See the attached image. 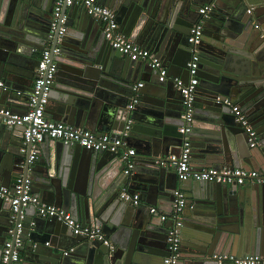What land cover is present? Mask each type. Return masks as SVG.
<instances>
[{"label":"water","instance_id":"obj_1","mask_svg":"<svg viewBox=\"0 0 264 264\" xmlns=\"http://www.w3.org/2000/svg\"><path fill=\"white\" fill-rule=\"evenodd\" d=\"M54 1L0 0V108L14 104L10 91L28 102L38 65L35 51L58 48L51 59L57 67L48 98L52 118L96 135L119 134L131 120L122 150L131 141L136 149L134 168L125 176L119 153L90 151L51 139H47V155L28 164L25 128L0 121L4 185L11 187L19 174L28 176L40 204L69 212L81 227L99 229L116 245L110 252L99 242L74 235L56 219H33L27 208L37 210L35 205L21 207L13 217L10 203L0 199V257L3 244L19 237L24 240L22 251L32 253V264H164L171 223L162 222L158 213L147 215L143 205L123 203L117 195L131 180V189L149 193L155 204L172 205L176 168L162 164L181 153L182 95L170 74L159 82L158 72L148 62L131 61L113 49L104 39L102 23L81 6L70 7L63 36L55 33L50 38ZM98 1L115 13L118 31L126 40L156 55L185 83L189 32L199 8L211 6L199 43L190 161L202 168L264 171V0ZM257 10L263 12L259 19ZM138 81L144 82L138 90L140 100L128 111ZM224 99L248 117L259 137L254 148L248 146L247 134L222 103ZM181 184L194 189L182 213L176 264H218L211 260L214 254L264 255V186L193 180ZM74 244L76 250L62 256Z\"/></svg>","mask_w":264,"mask_h":264},{"label":"built area","instance_id":"obj_2","mask_svg":"<svg viewBox=\"0 0 264 264\" xmlns=\"http://www.w3.org/2000/svg\"><path fill=\"white\" fill-rule=\"evenodd\" d=\"M73 5L81 6L88 16L102 23L104 39L113 49L127 56L131 61L143 60L148 62L149 66L158 72L159 82L165 81L167 70L161 60L149 50L126 40L119 34L115 13L108 7L101 5L98 0H55L49 27L50 38L55 33L58 34V37L63 36L66 31L67 17L62 15V9L64 6L71 7ZM210 11V5L201 6L198 10V21L189 32L190 57L187 63L189 73L188 82L185 83L178 78L173 80L175 88L182 95L183 111L180 117L182 125L178 129L179 134L182 136L181 153L178 158L174 155L170 156L168 162L162 165L164 167H175L179 182L193 180L195 182L235 186H244L247 184L264 186V172L229 167L193 170L190 166L191 141L189 134L191 132L194 110L195 87L198 84L199 43L203 24L208 20ZM250 12V9L247 10V13ZM38 53L39 59L35 69V79L32 85V91L28 94V110L24 113H16L10 109L0 108V121L3 124L7 126H23L25 128L23 144H28L30 147L27 163H34L38 158L37 146L45 139H51L63 145H78L90 151L117 152L124 166L123 173L130 175L134 168L132 157L135 154V150L131 148L122 150V148L126 145V139L128 138L132 121H127L123 131L119 134L96 135L88 130L69 127L62 122L52 121L46 118L45 107L48 103L51 86L57 71L56 64L51 59L52 54L59 53V49L54 48L50 51L49 48H46L40 50ZM142 86V83H137L133 86L132 96L127 105L128 111H131L139 102L140 96L138 90ZM0 87H3L2 82H0ZM17 94L20 95L21 93L17 92ZM222 103L230 108V113L235 117V121L247 134L248 146L250 148L257 146L259 144L258 134L241 108L236 104H231L228 99H224ZM119 198L122 202L134 207L141 205L139 194L128 191L125 188L119 193ZM0 199L10 203V212L13 217L21 207L26 208L29 205H35L38 206V217L43 219H56L70 227L74 235L83 236L90 241L99 242L106 246L110 252L115 250V246L99 229L81 227L69 212L51 205L40 204L38 199L32 194L31 180L28 176H24V174H19L11 187L5 186L0 177ZM186 204L184 194L180 190H175L173 192L170 214H159L162 222L169 221L171 223L167 231L166 245L168 255L164 259V264H176L179 258L182 213ZM149 213L156 214L157 210L151 207L149 208ZM19 231L20 225H18ZM22 245L23 240L19 237H16L13 241L7 240L2 247L0 264L19 262ZM73 251L72 248L63 251L62 256L66 257ZM211 260L216 261L218 264H264V255L237 256L232 254H214L211 256Z\"/></svg>","mask_w":264,"mask_h":264},{"label":"crops","instance_id":"obj_3","mask_svg":"<svg viewBox=\"0 0 264 264\" xmlns=\"http://www.w3.org/2000/svg\"><path fill=\"white\" fill-rule=\"evenodd\" d=\"M99 2V1H98ZM100 3V2H99ZM54 4V3H53ZM101 5H103L102 3H100ZM103 6H105V5H103ZM105 7H107V6H105ZM109 8V7H108ZM72 8H70V7H67V9H66V14H65V16L67 17L68 15L70 16V14H71V10ZM110 9V8H109ZM249 9V8H248ZM52 10H53V5H52ZM250 10H252V9H250ZM253 12L254 11H251L250 12V14L251 15H253ZM261 15H263V12L261 11V10H257V12L255 13V16H256V18H260V16ZM115 19H116V15H115ZM198 21V20H197ZM116 22H117V19H116ZM197 23V22H196ZM117 25H118V23H117ZM117 31H118V28H117ZM118 33L119 34H121L119 31H118ZM122 35V34H121ZM145 49V48H144ZM39 51H35V57L37 58V59H39V53H38ZM163 66H164V64H163ZM165 67V66H164ZM166 68V67H165ZM166 70H167V73L168 74H170L169 76L171 77V79L172 80H174V79H180L179 77H178V74L179 73H172L171 71H168V69L166 68ZM1 82V81H0ZM34 82V81H33ZM33 82H32V85H33ZM137 83H142V84H144V82L143 81H138ZM143 87V86H142ZM142 89V88H141ZM19 92H22V90L20 91V90H18ZM51 95H52V92H51ZM9 97H10V99H12L13 100V105H12V107H11V105L9 106V107H7L8 109H12L13 110V112H16V113H22V112H24V111H27L28 110V102L25 100V98L24 97H20V96H16L15 95V92L14 91H10V93H9ZM53 115H54V110H53V108H52V105L50 104V101H48V103H47V105H46V107H45V116H46V118H48L49 120H52V121H55L52 117H53ZM127 144H128V147H129V149L131 148V149H133V150H136L135 149V147L132 145V143H131V141H127ZM49 145V146H48ZM48 147H50V144H49V140H44L41 144H39L38 146H37V156H38V158H37V160L35 161V162H37L38 160H41L42 159V155L44 154V155H47L46 153H47V151H48ZM47 157V156H46ZM190 166H191V168L193 169V170H200V169H207V168H202L201 167V165H199V164H196L195 163V165H194V163L192 162V161H190ZM168 167V166H167ZM166 167V168H167ZM169 168V167H168ZM208 168H218V167H208ZM253 171H258V172H264V171H259V170H253ZM122 173H123V171H122ZM123 175H125L124 173H123ZM131 175V174H130ZM125 176H129V175H125ZM176 181H177V183H176V190H180L183 194H184V196H185V199H186V197L187 196H190L191 195V193H192V191H193V189H194V187L193 186H189V187H187V188H184V186L181 184V182H179L178 181V179H177V176H176ZM131 184V185H130ZM133 185V182H131V180H128V182H127V184L126 185H122V187H121V189H120V191H119V193L121 192V190L122 189H127L128 191H133V192H135V193H138L139 194V196H140V198H141V206L143 205V210L145 211V212H147V215H151L150 213H149V211H147V207L148 208H151V207H154L156 210H157V213L158 214H170V212H171V204L170 203H159V204H155V201H153V199H152V196H150L149 195V193H147V192H145V191H135V190H133V189H131L132 186ZM244 186H247V187H256L255 185H253V184H247V185H244ZM119 193H118V195H117V199L118 200H120V198H119ZM121 201V200H120ZM124 203V202H123ZM188 211V210H187ZM27 213L28 214H30V215H32V218L33 219H37L38 218V216H37V210L35 209V207H30V208H27ZM109 240V239H108ZM24 241V240H23ZM181 242H182V239H181ZM114 246H116L115 245V243L114 242H111ZM76 244V243H75ZM70 245V247H67L66 249H64V251H66V250H68V249H70V248H72L73 250H76V248H77V245ZM21 251H22V248H21ZM166 253L168 254V252L166 251ZM31 255H32V253L31 252H26L25 253V251L23 250L22 252H20V260H19V263H25V264H32L31 263V261H30V259H31ZM232 255H235V254H232ZM238 256V255H237ZM239 256H243V255H239ZM23 258H25V261H23Z\"/></svg>","mask_w":264,"mask_h":264}]
</instances>
